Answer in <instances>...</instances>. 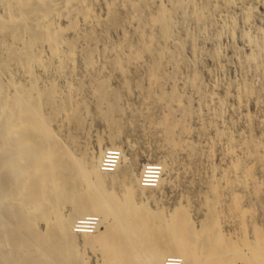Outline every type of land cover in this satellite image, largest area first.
Here are the masks:
<instances>
[{
	"label": "bare ground",
	"instance_id": "obj_1",
	"mask_svg": "<svg viewBox=\"0 0 264 264\" xmlns=\"http://www.w3.org/2000/svg\"><path fill=\"white\" fill-rule=\"evenodd\" d=\"M219 6L0 0V264H264V136L253 132L264 120L248 111L259 95L251 78L264 76V31L242 33L249 52H233L237 81L206 84L196 60L206 51L185 24L205 30ZM241 9L250 23L253 6ZM223 27L233 36L234 19ZM204 56L221 59L217 47ZM228 111L241 114L240 132ZM91 113L107 127L96 151L86 141ZM139 118L167 151L153 186L140 182L149 163L138 168L137 151L115 143ZM109 150L117 163L104 171ZM179 180L186 195L171 212L149 206Z\"/></svg>",
	"mask_w": 264,
	"mask_h": 264
},
{
	"label": "rangeland",
	"instance_id": "obj_2",
	"mask_svg": "<svg viewBox=\"0 0 264 264\" xmlns=\"http://www.w3.org/2000/svg\"><path fill=\"white\" fill-rule=\"evenodd\" d=\"M212 1L214 2V0H212ZM222 2H223V0H215V3H219L220 6H219V9L218 10L212 12L213 23L208 24V26H207V28L205 30H202L201 29V25L199 27L195 23H193L192 21H188L185 24L186 25V28L189 29L188 31H190L195 36L197 35V37H196L197 38V44L196 45L198 46V44H199V47L203 48V49H200L198 47V49H200V51L203 52V50H205L207 52V51H210L211 49H214V48L217 47V49L220 52V58L221 59L219 60V63H214L208 57H205L206 55L204 56V54H206V52H203V53L200 52L201 54L196 55V60L198 59V61H197L198 62L197 63V67H201L202 68V70H203V77H204L203 80H205L206 84H208L209 82H211L210 81V77H213V79H215V80H217V81H219L221 83H223V81H224V83L225 82L228 83L229 81L230 82H233L234 80L237 81L240 78V73L238 72L239 70L237 68V65H236V62H235L234 58H232V56L234 55L233 52L234 51H239V50L240 51H243L245 53H247V51L249 52V48H248L249 46H248L247 42H245L242 39V36H241L242 33L248 31L250 34L256 35L257 29H261V30L264 31V2H260V4L258 5L256 3V0H242V3L241 4H239V3L236 2L237 3L236 4L237 6L233 7L232 9H226V8H224L222 6L223 5ZM244 5L246 7L253 6V8H254V12L252 14L251 21L248 24H244L243 23V20H242V9L241 8ZM228 17H232L234 19L235 29H234V32H233V36L229 33V31L226 29V27H223L224 26V23L228 19ZM216 30H220V37L218 39H217V37L215 35ZM202 32H203V34H202ZM198 35H199V37H198ZM112 36H111V38L116 39L115 36H114V34ZM200 39H202V41L204 40V42H202ZM186 55L191 56V53L187 50ZM199 58L202 60V63H201V60H199ZM216 64H218V65H216ZM206 71H207V73H206ZM215 75H217V76H215ZM263 77L264 76H262V78ZM260 78H261L260 76H254L253 79L251 78V81H253L252 84L255 86V88L257 90V94L260 95V96L258 95L260 98L258 96H257L258 98L255 97V99H254L255 101L252 100L251 104H249V106H248V111L251 114L253 113L252 116L255 118L256 121H259L260 119L261 120H264V97H263L264 96V78H263V80H262V78L261 79ZM261 94H263V95H261ZM261 97H263V98H261ZM131 100L130 101L132 102L131 103L132 107L137 106V109L139 108L138 106L141 107V100L139 98L134 97V98H131ZM258 100H260V102H261L260 105H259ZM230 101L231 102L229 103V101H228V103H229V105H232L234 102L232 100H230ZM229 110H231V109H229ZM132 114L129 113V111H125V115H127L126 120H130V118H134V113H132ZM92 115L93 116H90L88 118L89 119L88 120L89 123L87 124V127H86V132H87L86 141L88 140L87 141L88 145L91 147V149L93 148L96 151L97 148L94 145L95 144V139H93V138H96L97 137V134L99 136H105L107 134V127L105 128L106 125L104 123H102V121L98 120V118H96L94 114H92ZM258 116H260V117H258ZM125 117L126 116H124V119H125ZM227 119L228 120H233L234 122L236 121L237 127L239 129L237 130V127H236L235 130H237V131H234V132H240L241 129H243V127L240 126L242 124V118H241V114L240 113H238V112L233 113L232 111L231 112L228 111V113H227ZM141 120H142V118L141 119L139 118V120H138L139 125L137 127H135V128H131V130L129 128L130 125H128V123H126L125 126L128 127V129L125 128L124 131L122 132V134H120L119 138L115 142L116 145L119 146L120 148H122L125 152H129L131 150L132 151H137L138 157L140 159L138 168L141 167V164L142 163L143 164H145V163H149L150 164L151 163L150 165H154L156 163H159L158 162L159 159L161 160L163 157L165 158L166 157V152H167V151H165V153H163V150H166V149H165V147L163 148L161 146V144H160V142H159L158 139L152 138L153 139L152 140L150 136L148 137V134H146V132L142 129V127H144V126H143V120L142 121ZM237 121L239 122V124H238ZM127 130L129 131L128 133L126 132ZM257 130H259L260 132H258ZM263 130L264 129H261L260 130V128L259 129L254 128L253 132L256 131L257 133H254V134L259 135V136L262 134L261 136L263 137L264 136ZM88 132H90V133L88 134ZM101 132H102V134H101ZM133 133H134V135H133ZM143 133L145 134V136H144ZM138 134H140V135H138ZM130 136H132V137H130ZM139 141H140V143H139ZM157 141H158L159 144L156 143ZM106 145L108 147L109 146V143L105 141L104 144H103V147H105ZM161 149H163V150H161ZM173 176H175V175L173 174L172 177ZM170 177L171 176L168 175V177H167V175H166V178L169 179ZM178 182L179 183L175 185L176 188L174 187L172 189H171L170 186H167L168 183L167 184L164 183L162 185V187H161L163 189L160 188L159 190H157L158 193L155 191L156 192V201L157 202L155 201V204H154V202L149 201L148 202V204H150L149 206L151 208H153V207H155V208L157 207L158 208V205H159V208H163V210L165 212H167V213L171 212L173 210V208L179 202H181L182 200H184V197H183L184 194L186 195V184H185V182H183L181 180H179ZM182 182H183V184H182ZM180 188H181V190H180ZM180 199H182V200L179 201ZM170 200H172V201H170ZM165 201H166V203H165ZM168 201H169V203H168ZM162 202H164V203H162ZM158 203H160V204H158ZM156 204H158V205H156ZM169 204H171V205H169ZM174 204H175V206H174ZM196 205H197V203H195V201H193L191 207L194 208ZM169 206H170V208H169ZM193 213H195L196 215L193 214ZM193 213H192V215H195V218H193L194 216H192V219L194 221L197 220L195 223L198 225L199 224V220H200L198 218H201L202 215H201L200 212H197V211H193ZM197 213H200V214H197ZM262 221L264 222V220H262ZM262 221H260V224H262ZM223 230L228 235L232 234L231 232H233L232 228L230 229V227H228V226L227 227L226 226L225 227L223 226ZM87 252H89V251H87ZM89 255L91 256V253H87V256H89Z\"/></svg>",
	"mask_w": 264,
	"mask_h": 264
},
{
	"label": "built area",
	"instance_id": "obj_3",
	"mask_svg": "<svg viewBox=\"0 0 264 264\" xmlns=\"http://www.w3.org/2000/svg\"><path fill=\"white\" fill-rule=\"evenodd\" d=\"M111 150L107 151V158H104L101 162V167L104 171H112L114 168V165H107V164H115L117 163L116 154ZM106 160H111L109 162H105ZM157 165H147L143 170L140 178V182L142 185L148 186V185H156L158 178L156 179V175H159V169L156 167ZM167 264H180V261H175V258H169L166 262Z\"/></svg>",
	"mask_w": 264,
	"mask_h": 264
}]
</instances>
